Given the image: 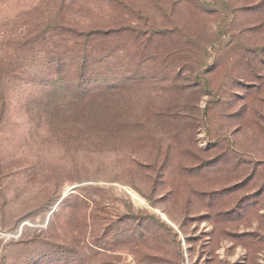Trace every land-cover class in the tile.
Here are the masks:
<instances>
[{
	"label": "rangeland",
	"instance_id": "obj_1",
	"mask_svg": "<svg viewBox=\"0 0 264 264\" xmlns=\"http://www.w3.org/2000/svg\"><path fill=\"white\" fill-rule=\"evenodd\" d=\"M55 1L0 0V264H264V0Z\"/></svg>",
	"mask_w": 264,
	"mask_h": 264
},
{
	"label": "trees",
	"instance_id": "obj_2",
	"mask_svg": "<svg viewBox=\"0 0 264 264\" xmlns=\"http://www.w3.org/2000/svg\"><path fill=\"white\" fill-rule=\"evenodd\" d=\"M65 0H58L53 2V11L55 12L54 14V21L50 23V30L47 32L55 31L60 33L61 35L64 34V36L69 40V41H74L78 38L83 39L84 41L86 38L89 36H95L96 38L99 37H106L109 36L110 34L117 35L119 31L111 32L108 30L105 31H94V32H89L84 30H80L79 27L75 24H72V22L68 21V23L63 24L62 20V13L65 9ZM119 30V29H118ZM85 45V42H83Z\"/></svg>",
	"mask_w": 264,
	"mask_h": 264
},
{
	"label": "bare ground",
	"instance_id": "obj_3",
	"mask_svg": "<svg viewBox=\"0 0 264 264\" xmlns=\"http://www.w3.org/2000/svg\"><path fill=\"white\" fill-rule=\"evenodd\" d=\"M132 194V193H131ZM133 198L135 199V196H133ZM160 215V217L162 218V219H164L166 222H167V220H166V218H164V216L162 215V214H159Z\"/></svg>",
	"mask_w": 264,
	"mask_h": 264
},
{
	"label": "water",
	"instance_id": "obj_4",
	"mask_svg": "<svg viewBox=\"0 0 264 264\" xmlns=\"http://www.w3.org/2000/svg\"><path fill=\"white\" fill-rule=\"evenodd\" d=\"M170 224V223H169ZM172 225V224H171Z\"/></svg>",
	"mask_w": 264,
	"mask_h": 264
}]
</instances>
